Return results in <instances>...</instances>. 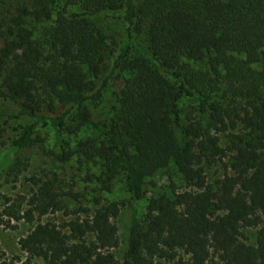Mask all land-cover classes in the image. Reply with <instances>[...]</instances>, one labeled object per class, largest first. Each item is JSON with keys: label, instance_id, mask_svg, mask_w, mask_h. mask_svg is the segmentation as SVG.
I'll return each instance as SVG.
<instances>
[{"label": "trees", "instance_id": "trees-1", "mask_svg": "<svg viewBox=\"0 0 264 264\" xmlns=\"http://www.w3.org/2000/svg\"><path fill=\"white\" fill-rule=\"evenodd\" d=\"M105 13H119V39L94 22ZM111 58L108 76L122 84L99 133L79 137ZM0 94L34 120L0 152V176L36 149L96 167L84 180L99 193L121 177L135 201L117 259L113 220L124 202L94 195L92 208L70 210L55 175L31 177L25 208L0 195L1 226L37 221L18 240L24 258L1 264H264V0H14L0 12ZM183 96L196 105L180 107ZM36 124L52 129L51 145L32 137ZM64 132L78 137L74 146ZM217 163L222 175L209 182L205 168ZM171 164L184 189L147 196ZM56 212L72 217L40 220Z\"/></svg>", "mask_w": 264, "mask_h": 264}, {"label": "rangeland", "instance_id": "rangeland-1", "mask_svg": "<svg viewBox=\"0 0 264 264\" xmlns=\"http://www.w3.org/2000/svg\"><path fill=\"white\" fill-rule=\"evenodd\" d=\"M14 0H0V12L2 9L8 7ZM71 10L77 12L75 8ZM119 13L115 14H99L93 18L94 22L103 28V30L112 35L115 39H119L123 33L125 26L118 18ZM36 30L40 29V24H37ZM136 41L142 43L143 37L136 35L134 40L131 41L132 50L134 53H139V48L136 46ZM107 63L106 69L109 67L111 61ZM200 66V65H198ZM104 69L100 79L97 81V88L101 89L99 92L93 93L86 102L91 118L90 122L81 128L79 137L93 136L99 133V126L101 122L105 121L108 117V110L114 100L113 92L118 89L122 84L121 76L115 72L114 76H108L109 69ZM106 80L105 85L102 87L103 81ZM189 105H196V101L189 96H183L179 102L180 107H187ZM67 125L71 122L66 121ZM34 124V120L27 116L19 114L18 106L10 99L0 94V152L7 149L11 143L22 137L24 128ZM35 135H39L46 139L47 145L52 144V129L49 126L42 124H36L33 127ZM64 139L72 147L77 141L78 137L67 135L63 133ZM224 144V139L222 145ZM22 163L14 171L0 176V195L9 197L16 204H21V207H26L24 200L21 197H28L34 189L30 182L31 177H43L44 174H49L51 177L55 175V188L62 196L63 203L70 210L80 208H92V197L99 195L106 202H124L125 206L121 208L119 215L113 221L118 229V235L120 239L119 247L114 250L117 259H121L126 250L128 226L130 221V206L134 204V200L130 194H128L124 188L122 178L119 177L114 182L113 190L111 193H99L96 191L97 186L94 183L86 182L84 178L86 173L95 172L96 167L87 164L86 166H79L76 159L73 157L69 161L60 163L54 161L48 156L42 155L36 149L21 150ZM205 173L209 182L221 177L222 167L220 163L205 168ZM154 181L157 184L156 188H152L147 185L144 187L147 196L165 195L170 184H174L176 191L184 189L183 182L180 176L177 174L174 166L171 164L168 168L158 172ZM66 193H73L77 195V200L66 196ZM99 193V194H98ZM3 200H0V209L2 208ZM37 217V216H36ZM72 216H65L62 212H56L55 214H48L42 219V222H55L62 224L70 220ZM36 220L32 224H27L24 221L18 223L11 222L16 225L14 229H7L0 225V264L9 262L14 257L20 256L21 259L24 255L19 251L18 240L20 237L26 235L30 229H32ZM253 229H246L244 231L247 237V242L254 243ZM19 264L18 261L15 262ZM153 264H169L164 261L155 260Z\"/></svg>", "mask_w": 264, "mask_h": 264}]
</instances>
